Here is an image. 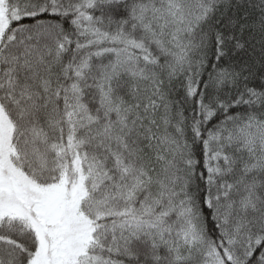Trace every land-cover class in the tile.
Instances as JSON below:
<instances>
[{"label": "snow or ice", "instance_id": "1", "mask_svg": "<svg viewBox=\"0 0 264 264\" xmlns=\"http://www.w3.org/2000/svg\"><path fill=\"white\" fill-rule=\"evenodd\" d=\"M0 264H264V0H0Z\"/></svg>", "mask_w": 264, "mask_h": 264}]
</instances>
